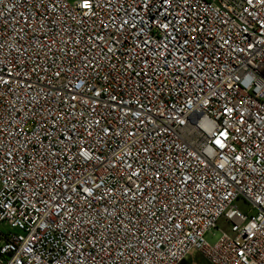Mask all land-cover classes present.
I'll list each match as a JSON object with an SVG mask.
<instances>
[{
	"label": "built area",
	"instance_id": "built-area-1",
	"mask_svg": "<svg viewBox=\"0 0 264 264\" xmlns=\"http://www.w3.org/2000/svg\"><path fill=\"white\" fill-rule=\"evenodd\" d=\"M196 255L264 264V0H0V264Z\"/></svg>",
	"mask_w": 264,
	"mask_h": 264
},
{
	"label": "rangeland",
	"instance_id": "rangeland-1",
	"mask_svg": "<svg viewBox=\"0 0 264 264\" xmlns=\"http://www.w3.org/2000/svg\"><path fill=\"white\" fill-rule=\"evenodd\" d=\"M240 207L242 209H244L245 206L241 204ZM220 236H221V231L214 229L207 235V239L210 243L215 244L218 241V239L220 238ZM191 260L192 261L198 260L199 264H206L202 259L199 260L198 255H196L195 257H192ZM191 260L187 261L188 264L191 262Z\"/></svg>",
	"mask_w": 264,
	"mask_h": 264
},
{
	"label": "trees",
	"instance_id": "trees-1",
	"mask_svg": "<svg viewBox=\"0 0 264 264\" xmlns=\"http://www.w3.org/2000/svg\"><path fill=\"white\" fill-rule=\"evenodd\" d=\"M184 264H188V262H184Z\"/></svg>",
	"mask_w": 264,
	"mask_h": 264
},
{
	"label": "crops",
	"instance_id": "crops-1",
	"mask_svg": "<svg viewBox=\"0 0 264 264\" xmlns=\"http://www.w3.org/2000/svg\"><path fill=\"white\" fill-rule=\"evenodd\" d=\"M207 264V263H206Z\"/></svg>",
	"mask_w": 264,
	"mask_h": 264
}]
</instances>
